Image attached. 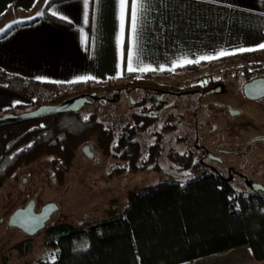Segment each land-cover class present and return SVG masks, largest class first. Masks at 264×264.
<instances>
[{
	"label": "trees",
	"instance_id": "16d2710c",
	"mask_svg": "<svg viewBox=\"0 0 264 264\" xmlns=\"http://www.w3.org/2000/svg\"><path fill=\"white\" fill-rule=\"evenodd\" d=\"M58 1L64 0L49 3ZM256 55L263 57L264 51ZM198 67L183 70L197 71ZM0 81L16 93L31 96L38 107L60 104L81 93L114 92L116 88L114 83L94 87L49 85L2 70ZM70 89L82 90L60 99L58 94V100L54 99L57 92ZM22 113L24 109L18 108L7 114ZM135 125H125L116 138L112 129L94 116L83 119L77 112H65L1 126L0 188L19 170L46 157L59 163L56 175L63 184L75 153L88 146L92 138H96V147L103 156L124 162L129 172L137 173L142 169L139 164L145 148L133 136L137 130L145 131L150 122L146 117L135 116ZM148 150L152 155L158 153L157 145ZM44 232L56 250L55 260L37 264H181L246 245L253 257L262 261L264 200L220 188L212 177L202 176L185 184L161 182L145 188L141 194L132 192L127 197V207L119 213L112 211L108 219L81 227L58 223ZM79 241L84 245L81 250L77 248Z\"/></svg>",
	"mask_w": 264,
	"mask_h": 264
},
{
	"label": "crops",
	"instance_id": "0c3cea01",
	"mask_svg": "<svg viewBox=\"0 0 264 264\" xmlns=\"http://www.w3.org/2000/svg\"><path fill=\"white\" fill-rule=\"evenodd\" d=\"M49 1L0 0V70L43 84L94 87L129 79L125 74L162 77L191 66L206 72L222 59L257 57L264 51L258 49L264 43V0H147L131 65L136 71L130 72L126 54L132 46L130 4L123 44L118 46L117 0H87V5L85 0ZM242 47L257 50L241 53ZM222 51L234 54L219 56ZM35 107L31 96L0 81V117ZM181 264H264V260L257 261L246 245Z\"/></svg>",
	"mask_w": 264,
	"mask_h": 264
},
{
	"label": "flooded vegetation",
	"instance_id": "af4514ba",
	"mask_svg": "<svg viewBox=\"0 0 264 264\" xmlns=\"http://www.w3.org/2000/svg\"><path fill=\"white\" fill-rule=\"evenodd\" d=\"M247 58L251 57L221 61L240 62L234 68L134 77L130 84L116 85L114 92L81 93L72 97L94 95L105 100V103L98 102L102 105L116 100L127 101L132 123L125 125L130 128L136 126L135 116L149 119L150 126L143 132L137 130L133 136L134 141L142 138L149 143L144 146L139 164L142 169L138 172L160 171V158L169 156L170 162L181 172L200 175L199 178L210 176L220 188L233 190L236 194L245 190V196L264 200V63L250 64ZM259 58L263 57H256ZM201 81L203 83L199 84ZM187 96H195L198 103L190 115L195 125L191 146L182 155L162 153L163 136L173 132L191 109L189 104L177 101ZM172 110L178 115L170 113ZM158 123L159 129L156 128ZM207 139L208 145L204 143ZM154 145H157L158 153L152 155L148 149ZM25 180L23 178L22 182ZM250 187H254L255 192ZM35 206L33 199H28L18 209L31 208L37 213L41 207L36 209ZM10 217L6 226H9Z\"/></svg>",
	"mask_w": 264,
	"mask_h": 264
},
{
	"label": "rangeland",
	"instance_id": "374dc122",
	"mask_svg": "<svg viewBox=\"0 0 264 264\" xmlns=\"http://www.w3.org/2000/svg\"><path fill=\"white\" fill-rule=\"evenodd\" d=\"M246 61L254 65L263 64L264 56L259 59L247 58ZM239 64L240 62L220 63L213 68L220 71L234 68ZM189 75L193 77L194 74ZM202 81L198 83L202 84ZM130 82L131 79H123L114 84L125 85ZM81 90L70 89L62 93L57 92L53 96L58 100V97L62 98L60 96H69ZM177 101L189 104L191 109L173 132L163 136L162 153L172 156L184 154L191 146L195 125L190 115L192 109L198 107L195 96L181 97ZM37 108L36 104L34 110ZM175 111L172 110L170 113L177 114ZM76 112L83 119L94 116L112 129L116 138L123 132L122 124L125 126L127 122L132 123L131 112L125 100L121 102L116 100L104 105L90 100L80 105ZM159 127L158 123L156 128ZM140 140L144 146L149 144L142 138ZM208 142L207 139L204 143L208 145ZM88 147L92 157H87L82 151L83 148H80L75 153L72 167L64 174L63 184L59 183L56 175L59 163H55V158L46 157L19 170L0 188V219L3 220V223L0 222V264H37L39 261L52 263L55 260L56 250L51 247L45 230L28 237L19 230L6 226V220L19 207L25 205L28 199H33L36 209L48 203L56 206L57 210L46 224V228L58 223L81 227L110 218L112 211L115 213L123 211L127 207V197L132 192L141 194L145 188L157 183H186L200 176L179 171L170 162L169 156L160 158V171L143 170L131 173L126 163L103 156L96 147V138L90 139ZM119 169L122 172H117ZM23 178L26 179L24 182ZM246 193L245 190L238 191V194ZM18 245H21V249ZM77 248L80 250L84 248L83 241L77 243Z\"/></svg>",
	"mask_w": 264,
	"mask_h": 264
},
{
	"label": "water",
	"instance_id": "95a60500",
	"mask_svg": "<svg viewBox=\"0 0 264 264\" xmlns=\"http://www.w3.org/2000/svg\"><path fill=\"white\" fill-rule=\"evenodd\" d=\"M90 100L105 103V100L101 97L89 94L79 95L66 99L57 105H44L38 107L36 110L19 115L7 114L2 116L0 117V127L27 120L42 119L65 112H76L80 105ZM88 150V146H85L82 149L87 157L90 158L92 157V154L89 153ZM250 190L255 192L254 187H250ZM56 210V206L51 203L43 205L37 213H35L31 208L18 209L10 217L9 226L21 231L28 237H33L46 229V224L49 222L51 216Z\"/></svg>",
	"mask_w": 264,
	"mask_h": 264
},
{
	"label": "snow or ice",
	"instance_id": "6c2138e0",
	"mask_svg": "<svg viewBox=\"0 0 264 264\" xmlns=\"http://www.w3.org/2000/svg\"><path fill=\"white\" fill-rule=\"evenodd\" d=\"M118 5H119V21H120V35L117 38V43L118 46L123 44L124 40V24H125V13H126V8L130 4V31H131V45L130 47L127 48V59H128V71H136L135 68H133L132 62L135 56L134 53V48H135V43H136V38L138 36V30L140 27V20H141V13L145 10V4L147 0H117ZM85 4L87 5V0H85ZM63 19V17H61ZM258 49L264 50V43H261L258 46ZM257 49L253 48H240L239 52H251L255 51ZM234 53H229V52H220L219 56H228L232 55ZM215 57H204L203 59H214ZM197 63L199 61H196ZM188 63H192V61H188ZM143 71V69H141ZM151 70V69H148ZM86 79H92V77H87ZM87 119V118H85Z\"/></svg>",
	"mask_w": 264,
	"mask_h": 264
}]
</instances>
